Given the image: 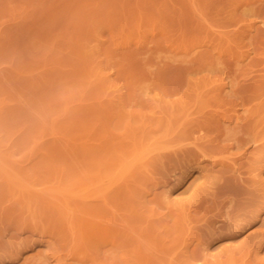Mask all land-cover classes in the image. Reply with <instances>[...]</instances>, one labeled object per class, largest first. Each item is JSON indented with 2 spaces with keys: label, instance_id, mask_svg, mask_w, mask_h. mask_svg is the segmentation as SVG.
<instances>
[{
  "label": "rangeland",
  "instance_id": "obj_1",
  "mask_svg": "<svg viewBox=\"0 0 264 264\" xmlns=\"http://www.w3.org/2000/svg\"><path fill=\"white\" fill-rule=\"evenodd\" d=\"M0 264H264V0H0Z\"/></svg>",
  "mask_w": 264,
  "mask_h": 264
}]
</instances>
